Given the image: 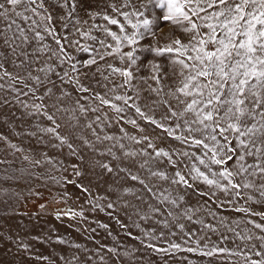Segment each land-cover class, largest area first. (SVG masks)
<instances>
[{"label": "snow or ice", "instance_id": "obj_1", "mask_svg": "<svg viewBox=\"0 0 264 264\" xmlns=\"http://www.w3.org/2000/svg\"><path fill=\"white\" fill-rule=\"evenodd\" d=\"M162 24L171 29L164 42ZM142 53L152 60L140 63ZM145 69L148 75H140ZM140 83L154 97L143 105ZM9 105L33 121L25 134L45 147L66 146L81 162L84 152L96 157L94 168L117 177L113 198L100 203L89 187L55 174L67 171L62 162L46 152L24 155L0 135L13 156L21 154L30 168L50 166L46 179L75 184L90 210L113 216L120 202L141 220L164 217L158 223L180 240L158 246L153 241L165 232L133 221L144 248L161 256L189 252L210 264H264V0H0V106ZM72 167L75 177L84 175ZM190 192L203 204H190ZM69 196L53 203L66 204ZM226 208L242 215L220 216ZM54 216L86 219L83 206ZM136 251L107 248L113 259H135ZM99 253L61 259L90 264L98 256L106 264Z\"/></svg>", "mask_w": 264, "mask_h": 264}, {"label": "rangeland", "instance_id": "obj_2", "mask_svg": "<svg viewBox=\"0 0 264 264\" xmlns=\"http://www.w3.org/2000/svg\"><path fill=\"white\" fill-rule=\"evenodd\" d=\"M152 11L160 14L162 10L152 9ZM161 26L163 31L158 32V36L161 38V42H164V34L171 29L163 24ZM81 42L83 43V41ZM147 42L145 41V43ZM77 56L80 59L87 58L85 53H77ZM151 60L150 54L142 53L139 62L147 64ZM140 75L147 76V69L140 72ZM139 87L142 90L140 100L142 105L154 98L146 90L145 84L140 83ZM32 123L31 119L22 117L19 106H0V135L7 137L11 143L22 147L24 155L39 159L42 153L46 152L54 160L62 162V167L67 169L66 172L55 173L57 176H67L89 187L92 196L101 198L100 203L102 204H106L109 198H113L111 189L116 187L117 177L112 174H102L100 169L94 168L92 161L96 157L89 152H84L85 159L81 162L79 157L70 154L66 146L63 148L45 147L44 144L38 142L37 137L25 134L27 131L33 130ZM42 123L47 122L42 121ZM125 127L129 132L135 131L129 125H125ZM108 131L115 134L118 132V128L113 126ZM148 134H152L151 131ZM47 143L50 145L51 141ZM5 158L9 164L0 165V264H50V262L51 264H64L61 257L67 259L78 254L81 258H86L88 254H95L97 249H100V255L105 256L106 264H189V262L191 264H210L209 258H203L193 253L177 252L173 255L161 256L140 244V239L143 238L140 228H155L157 233L164 231L163 241H153L158 246L166 247V241L169 239L180 242L179 237H169L168 230L163 229L158 223L164 217L156 216L152 219L141 220L134 214V209H124L120 207V202H118L117 210L113 216H109L107 211L90 210L87 203L89 197L82 193L75 184H56L50 179H46L50 166L30 168L28 163L23 161L21 154L13 156L8 151L6 142L0 141V159ZM73 164L80 168L84 173L83 176L75 177L73 175ZM65 192L70 193L66 204L64 202L53 203L54 199H58ZM128 199L135 203L131 198ZM187 200L194 206L203 204V200L191 192L188 194ZM42 204L45 205L43 211L40 208ZM81 206L85 210L86 217L83 221L69 220L66 217L57 220L54 216L56 209L66 207L78 209ZM208 207L216 210L214 204H209ZM217 211L220 216L230 219L242 215L230 208ZM149 215L151 216L150 213ZM117 216L123 224L127 225L126 228H121L117 223L115 218ZM208 219L215 223L210 218ZM253 219L258 218L254 217ZM133 221L135 224H139L140 228L135 227ZM183 222L191 230H197L200 227L186 221ZM100 224H107L109 227L104 229L99 227ZM93 229L95 231H92ZM128 233L132 235L129 236ZM199 234L198 232L197 235ZM209 235L212 241L219 239L217 234L209 233ZM58 237L79 244L86 252H78L67 245L59 244ZM22 245H27L28 250L25 251ZM114 246H117L121 252L124 249H136L135 259L110 258L107 248ZM228 246L232 245L228 244ZM41 257L48 259H41ZM90 264H101L98 256ZM211 264H221V261L213 259Z\"/></svg>", "mask_w": 264, "mask_h": 264}]
</instances>
